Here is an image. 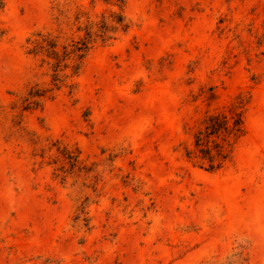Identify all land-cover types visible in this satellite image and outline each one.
<instances>
[{"label":"rangeland","instance_id":"374dc122","mask_svg":"<svg viewBox=\"0 0 264 264\" xmlns=\"http://www.w3.org/2000/svg\"><path fill=\"white\" fill-rule=\"evenodd\" d=\"M0 264H264V0H0Z\"/></svg>","mask_w":264,"mask_h":264},{"label":"trees","instance_id":"16d2710c","mask_svg":"<svg viewBox=\"0 0 264 264\" xmlns=\"http://www.w3.org/2000/svg\"><path fill=\"white\" fill-rule=\"evenodd\" d=\"M118 20H119L118 21L119 23L122 22L121 17H119ZM100 27H101V31L103 28L102 32L104 33L105 32L104 30H106L105 22H102ZM92 34H93L92 30H87L86 36L81 38L74 45L72 51L70 52L74 53L76 58H82L84 56L85 51L88 49V45L92 38ZM39 48L46 50L50 56L56 57L57 63H60V58H59L60 55L56 50V44L52 40H50L47 45L40 44ZM78 68H79V63H76L75 69H78ZM231 110L232 109L230 108L229 111ZM206 132L209 134H223L225 135V137L229 135H233L236 137L241 135L243 132V120H242L241 113L240 112L235 113L234 116L232 117V120H231V117H229L227 112L225 111L219 114L212 115L210 117L208 125L206 126ZM199 140L200 139L198 138L197 141ZM201 152H202L201 158L203 160L208 161V164L206 166V169L208 170L219 168L220 166H222V164L225 162V160L228 157V154L224 153L223 150L220 148L217 149L216 153H211L209 148L202 149Z\"/></svg>","mask_w":264,"mask_h":264}]
</instances>
